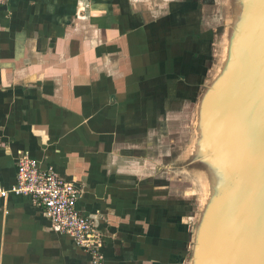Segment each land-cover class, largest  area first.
Instances as JSON below:
<instances>
[{"label": "crops", "instance_id": "1", "mask_svg": "<svg viewBox=\"0 0 264 264\" xmlns=\"http://www.w3.org/2000/svg\"><path fill=\"white\" fill-rule=\"evenodd\" d=\"M211 7L0 1V190L28 153L81 189L105 264H183L181 207L147 173L162 170L166 132L188 117L209 67ZM0 264L92 263L43 206L10 193L0 195Z\"/></svg>", "mask_w": 264, "mask_h": 264}, {"label": "water", "instance_id": "2", "mask_svg": "<svg viewBox=\"0 0 264 264\" xmlns=\"http://www.w3.org/2000/svg\"><path fill=\"white\" fill-rule=\"evenodd\" d=\"M210 1L209 67L148 182L181 207L183 264H264V0Z\"/></svg>", "mask_w": 264, "mask_h": 264}, {"label": "built area", "instance_id": "3", "mask_svg": "<svg viewBox=\"0 0 264 264\" xmlns=\"http://www.w3.org/2000/svg\"><path fill=\"white\" fill-rule=\"evenodd\" d=\"M10 193L30 197L43 206L53 227L70 236L78 247L83 248L91 256L92 264H105L103 236L93 219L79 209L81 189L74 182L51 168H44L30 154L21 153L16 183L9 190H0L4 198Z\"/></svg>", "mask_w": 264, "mask_h": 264}, {"label": "bare ground", "instance_id": "4", "mask_svg": "<svg viewBox=\"0 0 264 264\" xmlns=\"http://www.w3.org/2000/svg\"><path fill=\"white\" fill-rule=\"evenodd\" d=\"M194 184H195V186L197 185L196 183H194ZM199 187L202 189V186H201V185H200ZM196 189H197V187H196ZM201 189H200V192H199V190L197 189V193H198V194L200 193L201 196H203V195H205V191H204V189H203V190H201ZM180 198H181V201H182V202H185V203H186V201H187V199H188L185 195H181ZM190 234H191V233H190ZM191 236H193V233L191 234Z\"/></svg>", "mask_w": 264, "mask_h": 264}, {"label": "rangeland", "instance_id": "5", "mask_svg": "<svg viewBox=\"0 0 264 264\" xmlns=\"http://www.w3.org/2000/svg\"><path fill=\"white\" fill-rule=\"evenodd\" d=\"M196 187H197V189H198V190H199V192H200V189H201V188L199 187V185H197ZM200 195H201V194H200ZM185 220H188V219H185ZM193 228H194V227H193ZM193 228H192V230H191V234H192V233H194V230H193Z\"/></svg>", "mask_w": 264, "mask_h": 264}]
</instances>
